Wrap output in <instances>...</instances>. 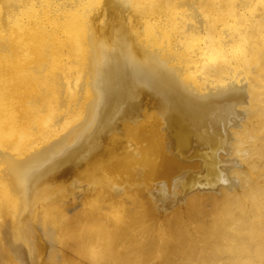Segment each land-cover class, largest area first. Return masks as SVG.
<instances>
[{"label":"bare ground","instance_id":"obj_1","mask_svg":"<svg viewBox=\"0 0 264 264\" xmlns=\"http://www.w3.org/2000/svg\"><path fill=\"white\" fill-rule=\"evenodd\" d=\"M169 142L208 196L173 222L38 210L44 264H264V0H0V258L38 260L24 219L55 180L168 181L191 166Z\"/></svg>","mask_w":264,"mask_h":264},{"label":"rangeland","instance_id":"obj_2","mask_svg":"<svg viewBox=\"0 0 264 264\" xmlns=\"http://www.w3.org/2000/svg\"><path fill=\"white\" fill-rule=\"evenodd\" d=\"M166 143L167 142L164 141V144ZM169 144L163 148V152H165L168 156L172 155L176 161H183L184 163H189L191 166H186L185 170L174 172L170 175L168 181L162 178H151L148 183L140 181L144 175L141 173L142 163L140 162L136 163L137 167L134 168L133 172H130V175H127V178L125 179L116 178L117 180H113L114 178H111L110 175H106L105 173L99 171V169L92 168L90 170H78V174L75 177L66 176L62 179L55 180L54 184L56 185V189L31 204L26 211L27 213L25 215L24 224L32 233L33 245L36 250H40V248L43 250H41L39 255L40 257H38L37 261L39 262L34 260L33 263L27 264H44L48 255L47 250L49 248V244L47 241L45 242L46 239L35 223L40 210L48 211L55 209L59 211L68 210L73 212L74 209H80L84 206L87 207V205H90L93 202H102L105 205L109 204L119 206V204H122L125 200H132L150 208L151 211H149L152 213L154 218H159V221L173 222L175 218L186 214L188 209L187 200L189 198L192 196H208L209 192L203 191L202 189H195L188 195H184L182 183L191 172L200 173V163L197 159L184 161L177 158L172 149H167L172 148L170 142ZM193 148L194 147H190L189 153ZM127 156L129 159L132 155L131 153H127ZM193 164H195V166H192ZM128 165H130L129 161L125 167ZM184 172H186V174L181 177L180 175ZM159 193L164 194L166 198H159ZM8 225L14 226L15 224H12L10 220H8ZM13 258L14 256H12L10 252H7L5 256H1L0 264L20 263L16 257L14 259Z\"/></svg>","mask_w":264,"mask_h":264}]
</instances>
